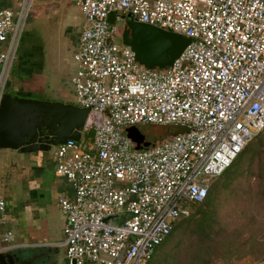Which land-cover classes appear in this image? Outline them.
<instances>
[{"label": "built area", "instance_id": "obj_1", "mask_svg": "<svg viewBox=\"0 0 264 264\" xmlns=\"http://www.w3.org/2000/svg\"><path fill=\"white\" fill-rule=\"evenodd\" d=\"M34 0H0V101ZM83 24L72 58L79 141L58 144L54 173L69 264H149L176 221L264 129V0H70ZM114 15V22L109 15ZM189 40L165 70L140 64L117 23ZM180 128L134 150L128 125ZM0 199V224L5 222ZM120 216L116 224L104 222ZM0 231V252L18 247Z\"/></svg>", "mask_w": 264, "mask_h": 264}, {"label": "rangeland", "instance_id": "obj_2", "mask_svg": "<svg viewBox=\"0 0 264 264\" xmlns=\"http://www.w3.org/2000/svg\"><path fill=\"white\" fill-rule=\"evenodd\" d=\"M81 17L79 7L69 0H34L23 26L5 92L26 95V92L36 93L39 90V93L30 96L74 104L71 74L76 64L71 53ZM126 23L129 25V22ZM116 26L118 32L125 27L121 23ZM33 42L34 47L43 48L41 52L44 53L42 65L38 63L34 70L46 78L40 83L37 81L34 89L32 85L36 84L37 78L26 79L27 74L20 72L24 70V60L31 56L32 50H27V46H32ZM177 130L172 125L135 124L126 126L123 132L133 143L134 150L144 151L171 137ZM10 151L0 149L1 155ZM51 153L52 150L47 153V159ZM10 161V157H7L2 163ZM12 165L6 169L0 164V199L4 201L5 208L3 193L15 174ZM227 170L228 174H222L210 182L209 205L204 208L201 207L203 204L193 206L192 215L195 216L187 221L189 217L179 220L149 264H264V130ZM225 178L227 186H223ZM202 211L206 214L204 217L200 215ZM12 213L16 216L18 211ZM5 215L7 217V213ZM119 218L117 215L109 216L103 221L116 224ZM6 225H0V231L11 230V243L17 244L18 225ZM57 248L59 264H68L63 257L62 247Z\"/></svg>", "mask_w": 264, "mask_h": 264}, {"label": "water", "instance_id": "obj_3", "mask_svg": "<svg viewBox=\"0 0 264 264\" xmlns=\"http://www.w3.org/2000/svg\"><path fill=\"white\" fill-rule=\"evenodd\" d=\"M109 21L114 22L113 14ZM118 36L140 64L161 71L178 58L189 42L183 36L133 21ZM89 110L72 103L4 92L0 101V149L16 151L26 159L47 156L68 139L79 141ZM57 247L60 246H18L0 252V264H59Z\"/></svg>", "mask_w": 264, "mask_h": 264}, {"label": "crops", "instance_id": "obj_4", "mask_svg": "<svg viewBox=\"0 0 264 264\" xmlns=\"http://www.w3.org/2000/svg\"><path fill=\"white\" fill-rule=\"evenodd\" d=\"M82 24L83 17H81V22L78 27L79 31ZM126 24L127 23L124 25ZM77 40L78 35L71 55L76 48ZM27 48V50H32V52H30L31 56L29 59L24 60V64L22 63L24 70L20 71L27 75L23 73H17V75H25L26 79L33 78V76L37 78V80H35L36 84L32 85L34 89V87L38 85L37 81L40 83L46 80L40 72L34 70L39 64L42 65L41 60L44 58V53L41 52L43 48L34 47V42L32 46L28 45ZM62 60L64 59L62 58ZM75 69L76 66L71 74L72 76L75 73ZM17 87L19 86H15V88ZM37 93H39V90L36 91V93L26 92V95ZM7 157H10V160H12L10 161L11 163H2ZM13 162L14 164L12 165ZM0 164L4 165L6 169H10L12 165V169L15 171L12 181L8 182L6 186L7 189L5 193H3L6 201L5 213H7V217L5 218V222L0 225H6L8 223H10V225H6L5 227L18 225V227H16L17 246L54 245L62 247V252L64 253V218L57 205V200L60 194H71L72 191L71 187L64 179L55 175L51 157L47 159L46 156L38 155L29 156V158L26 159L24 155L16 151H10L2 155L0 153ZM14 210L18 211L16 216L12 213Z\"/></svg>", "mask_w": 264, "mask_h": 264}, {"label": "trees", "instance_id": "obj_5", "mask_svg": "<svg viewBox=\"0 0 264 264\" xmlns=\"http://www.w3.org/2000/svg\"><path fill=\"white\" fill-rule=\"evenodd\" d=\"M122 42H123V41H122ZM123 44H124V43H123ZM26 96H30V95H26ZM178 129H179V130H177V132L181 131L180 128H178ZM263 130H264V129H263ZM263 130H262V131H263ZM262 131H261V132H262ZM261 132H260V133H261ZM260 133H259V134H260ZM259 134H258V135H259ZM258 135H257V136H258ZM257 136H256V137H257ZM161 141H162V140H161ZM252 141H253V140H252ZM252 141H251V142H252ZM159 142H160V141H159ZM251 142H250V143H251ZM250 143H249V144H250ZM249 144H248V145H249ZM248 145H247V146H248ZM247 146H246V147H247ZM246 147H245V148H244V149H243V150H242V151H241V152L235 157V159L238 158V157L240 156V154L246 149ZM235 159L231 162V164H230L225 170H223V171H222L218 176H216L215 178H218V177H219L220 175H222V174H225V175L228 174V172H227L228 170H227V169L233 164V162L235 161ZM215 178H213V179H215ZM213 179H212V180H213ZM212 180H211V181H212ZM223 186H227L226 178H225V182L223 183ZM209 190H210V186H209ZM209 190H208V193H207V196H206L205 200H204L202 203H200V204H195V205H193V206H198V205H202V204H203L201 207L204 208V207H206L207 205H209V202H210V195H211V194H209ZM204 203H205V204H204ZM193 206L190 207V209H189V214H188L187 216H182V217H180V218L176 221V223H175V225H174V227H173L172 232L175 230V228H176V226H177V224H178V222H179L180 219L189 217V218L186 219V221H187V220L192 219L193 216H195V215H192V213H193V211H192V210H193L192 207H193ZM200 215H201V217H204L206 214H205L204 211H202V212L200 213ZM200 219H201V218H200ZM172 232H171L170 234H172ZM170 234H169V236H170ZM166 239H167V238H166ZM166 239H165V240H166ZM165 240H164V241H165ZM164 241H163V242H164ZM163 242H162L161 244H163ZM161 244H160V245H161ZM160 245H159V246H160ZM159 246H158V247H159ZM158 247L156 248V250H155L153 256L155 255V253H156ZM153 256L151 257L149 263L151 262Z\"/></svg>", "mask_w": 264, "mask_h": 264}, {"label": "flooded vegetation", "instance_id": "obj_6", "mask_svg": "<svg viewBox=\"0 0 264 264\" xmlns=\"http://www.w3.org/2000/svg\"><path fill=\"white\" fill-rule=\"evenodd\" d=\"M14 95H15V94H14ZM17 95H21L20 92H18Z\"/></svg>", "mask_w": 264, "mask_h": 264}]
</instances>
